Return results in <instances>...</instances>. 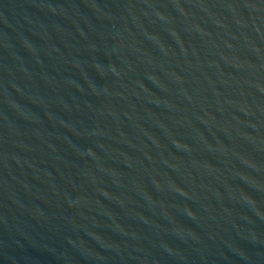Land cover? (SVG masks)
<instances>
[{
    "label": "water",
    "instance_id": "1",
    "mask_svg": "<svg viewBox=\"0 0 264 264\" xmlns=\"http://www.w3.org/2000/svg\"><path fill=\"white\" fill-rule=\"evenodd\" d=\"M0 264H264V0H0Z\"/></svg>",
    "mask_w": 264,
    "mask_h": 264
}]
</instances>
